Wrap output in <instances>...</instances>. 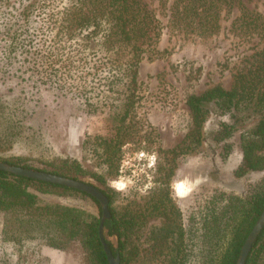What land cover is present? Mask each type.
Segmentation results:
<instances>
[{"label": "rangeland", "instance_id": "obj_1", "mask_svg": "<svg viewBox=\"0 0 264 264\" xmlns=\"http://www.w3.org/2000/svg\"><path fill=\"white\" fill-rule=\"evenodd\" d=\"M243 1L247 8L264 18V0ZM10 2L20 14L21 6L33 1ZM69 3L70 0H47L46 6L41 7L37 2L30 23L21 35L16 34V39L0 28V160L22 157L27 158L29 164L46 167L58 158L77 159L89 170L104 175L108 184L121 192L117 203L125 205L133 200L143 204L155 185L154 180L168 162L159 148H178L189 132L192 121L187 97L192 93L201 94L217 84L231 88L234 75L264 47V35H247L233 29V20L240 14L237 9L231 14L223 13L218 33L188 35L173 30L165 11L153 2L151 6L162 24L156 47L163 54L145 58L140 63L139 90L132 118L144 136L143 140L128 142L122 147L117 171L100 163L99 153L93 149V139L97 135L111 137L116 133L118 117L114 113L123 106L114 112L112 102L122 105L126 94L99 93L101 74L88 75L90 67L102 54L99 48H85L78 53L74 44L79 36L72 40L61 37V44L54 43L56 29L48 25L49 13ZM53 51L59 57H54ZM63 64H67L66 72H62L65 71ZM81 76L85 77L81 79ZM80 82L87 86L81 93L77 89ZM89 104H98L96 111H92ZM222 119L228 120V117L208 114L201 131V143L191 150L178 148L176 156L168 155L169 159L175 157L170 162L168 197L180 215L178 222L184 229L183 251L190 256L201 254L203 250L198 239L191 238L189 228H201L203 218L219 210L226 198L245 195L253 184L264 179V170L251 171L244 176L235 174L242 160L238 137L232 139L234 149L226 157L222 153L223 143L213 139ZM86 180L98 183L90 176ZM45 198L98 212L91 200L80 196ZM2 219L0 213V264H87L85 251L77 241L62 249L41 245L35 254L28 247L34 248L36 241L28 242L24 249L29 253L23 254L19 262L18 248L3 240ZM161 225L160 217L149 220L138 241L141 255L131 264H160L165 245L152 236L159 237ZM109 239L117 245L116 236ZM226 248L227 240L217 244L209 264H218ZM193 264H198L196 257Z\"/></svg>", "mask_w": 264, "mask_h": 264}, {"label": "trees", "instance_id": "obj_2", "mask_svg": "<svg viewBox=\"0 0 264 264\" xmlns=\"http://www.w3.org/2000/svg\"><path fill=\"white\" fill-rule=\"evenodd\" d=\"M30 1L33 2L21 6L19 14L12 8L10 0H0V28L12 39L25 31L35 4L38 2L44 7L47 0ZM153 2L165 11L173 30L188 35L211 36L218 33L223 13L231 14L236 9L240 14L233 20V29L247 35H264L263 16L247 8L243 0H70L63 9L50 12L48 25L56 29L54 43L61 44L63 37L72 40L79 36L74 44L78 53L85 48L101 50V56L88 72V75L101 74L99 93L126 94V98L120 99L122 105L112 102L114 112L123 106L114 113L118 117L116 133L111 137L97 135L93 139V149L99 153L100 163L107 164L108 169L119 171L122 147L128 142L143 140L144 134L132 118L139 90V67L145 58L153 59L163 54L156 47L162 24L151 6ZM53 54L59 57L54 51ZM253 57L234 75L231 88L217 84L201 94L192 93L187 97L192 123L183 144L178 146L186 151L201 143V131L208 114L228 117V120H220L213 139L223 143L222 153L226 157L234 149L232 139L238 137L242 160L235 171L237 176L264 170V47ZM61 66L65 70L62 72H66L67 64ZM83 88L87 90V86L80 82L77 85L79 93ZM103 100L105 104L107 100ZM89 105L92 111L98 108V104ZM178 148H159V153L168 162L154 180L155 185L143 204L133 200L125 205L117 203L121 192L108 184L104 175L89 170L77 159L58 158L46 167L29 164L28 159L22 157L3 161L82 180L106 194L111 216L104 225L108 237H117V245L108 237L106 241L113 254L120 255L119 264H131L139 258L141 246L138 241L154 217H160L162 225L159 237H152L165 245L160 264H193L195 257L198 264H209L217 244L226 240L227 248L218 264H237L241 248L264 210V179L253 184L245 195L226 198L219 210L203 218L201 228H189L191 238L198 239L203 250L201 254L190 256L183 251L184 229L178 222L180 215L167 192L172 174L170 162L175 159H169L168 155H178ZM89 176L98 183L86 180ZM50 196H80L91 200L98 212L45 198ZM0 213L3 240L18 248L19 262L23 254L29 253L24 249L28 242L36 241L34 248L28 247L35 254L41 245L62 249L77 241L85 251L87 264H109L99 236L102 208L99 200L87 192L0 169ZM263 260L264 228L253 244L246 264H263Z\"/></svg>", "mask_w": 264, "mask_h": 264}, {"label": "water", "instance_id": "obj_3", "mask_svg": "<svg viewBox=\"0 0 264 264\" xmlns=\"http://www.w3.org/2000/svg\"><path fill=\"white\" fill-rule=\"evenodd\" d=\"M0 169L6 170L8 172L26 176L38 180H43L51 183H57L61 185H65L71 188H75L84 192H87L97 198L100 202L102 208V218L99 225V236L101 242L103 243L104 250L108 257L109 264H119L121 261V257L119 254L114 255L110 245L107 243V233L105 229V220L110 218L111 211L109 207V199L106 194H104L98 187L95 185L82 181L77 180L67 176H61L58 174H54L51 172H46L34 168H27L20 165L11 164L0 160ZM264 228V210L261 213L259 219L256 221L253 229L249 233L248 237L246 238L241 251L239 258L237 260V264H246L247 257L252 249L253 244L255 243L256 239L258 238L259 234L261 233L262 229ZM109 238V237H108Z\"/></svg>", "mask_w": 264, "mask_h": 264}]
</instances>
